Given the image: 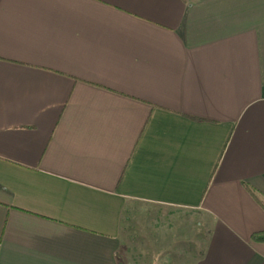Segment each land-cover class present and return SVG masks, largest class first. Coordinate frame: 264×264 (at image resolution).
<instances>
[{"label": "crops", "instance_id": "obj_1", "mask_svg": "<svg viewBox=\"0 0 264 264\" xmlns=\"http://www.w3.org/2000/svg\"><path fill=\"white\" fill-rule=\"evenodd\" d=\"M133 202L264 264V0H0V264H122Z\"/></svg>", "mask_w": 264, "mask_h": 264}, {"label": "rangeland", "instance_id": "obj_2", "mask_svg": "<svg viewBox=\"0 0 264 264\" xmlns=\"http://www.w3.org/2000/svg\"><path fill=\"white\" fill-rule=\"evenodd\" d=\"M170 212L171 210H160L154 205L142 202L128 205L122 225V264H189L191 257L187 254H190L189 248H192L191 245L196 241L193 243L190 238L182 237L183 231L185 232L188 226V233L193 231L194 238L197 239L204 233V237H207V229L194 231L193 226L182 223L184 229L179 233Z\"/></svg>", "mask_w": 264, "mask_h": 264}, {"label": "trees", "instance_id": "obj_3", "mask_svg": "<svg viewBox=\"0 0 264 264\" xmlns=\"http://www.w3.org/2000/svg\"><path fill=\"white\" fill-rule=\"evenodd\" d=\"M250 191H251V193H252L254 196H256V195H255V192H254L252 189H250ZM253 238H254L255 240L264 241V232H258V233L253 234Z\"/></svg>", "mask_w": 264, "mask_h": 264}]
</instances>
